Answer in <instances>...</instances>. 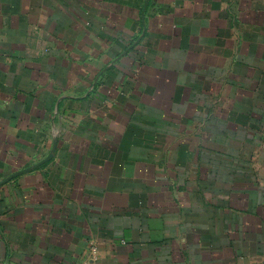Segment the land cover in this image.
<instances>
[{
  "label": "crops",
  "instance_id": "obj_1",
  "mask_svg": "<svg viewBox=\"0 0 264 264\" xmlns=\"http://www.w3.org/2000/svg\"><path fill=\"white\" fill-rule=\"evenodd\" d=\"M0 264H264V0H0Z\"/></svg>",
  "mask_w": 264,
  "mask_h": 264
}]
</instances>
